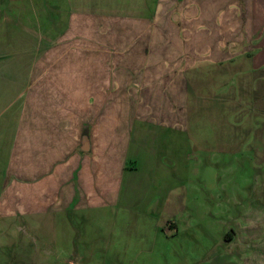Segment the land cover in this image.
I'll return each instance as SVG.
<instances>
[{
    "label": "crops",
    "instance_id": "1",
    "mask_svg": "<svg viewBox=\"0 0 264 264\" xmlns=\"http://www.w3.org/2000/svg\"><path fill=\"white\" fill-rule=\"evenodd\" d=\"M206 144L264 152V0H0V234L69 244V211L99 223L156 148L187 173Z\"/></svg>",
    "mask_w": 264,
    "mask_h": 264
},
{
    "label": "rangeland",
    "instance_id": "2",
    "mask_svg": "<svg viewBox=\"0 0 264 264\" xmlns=\"http://www.w3.org/2000/svg\"><path fill=\"white\" fill-rule=\"evenodd\" d=\"M206 145L187 146V173L156 148L150 161L155 168L135 173L129 206H106L95 218L99 223L90 226L86 216L68 212L69 244L64 235L57 237L56 227L7 228L0 234V264L7 263V255L10 264H59L67 246L81 256L72 259L81 264H194L201 255L199 264H261L264 242L258 244L257 235L258 222H264L259 217H264L259 211L264 208V152L251 147V152L218 153ZM170 220L178 226L177 235L166 228Z\"/></svg>",
    "mask_w": 264,
    "mask_h": 264
}]
</instances>
